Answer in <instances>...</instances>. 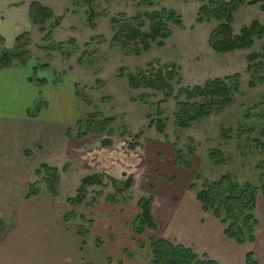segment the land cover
Segmentation results:
<instances>
[{
  "label": "rangeland",
  "instance_id": "obj_1",
  "mask_svg": "<svg viewBox=\"0 0 264 264\" xmlns=\"http://www.w3.org/2000/svg\"><path fill=\"white\" fill-rule=\"evenodd\" d=\"M31 2L50 9L54 18L42 27L32 26L28 32V45L24 51H28L29 63L35 65L37 59L39 67L47 66L48 70L37 72L47 80L62 73L66 74L62 82L75 80L80 98H77L80 104L78 119L99 114L100 119L110 122L111 135L105 132L78 140L75 129L72 138L67 136L74 141L71 144L76 155L61 169L58 168L60 184L72 197L83 178L93 175L101 178V186L88 189L86 200L72 208L77 217L91 219L92 211L102 210L101 204L104 203L111 205L115 214L119 211L124 214L118 218L122 223L121 237L126 247L124 257L116 263L109 260L108 264L150 263V241L158 240L159 232L156 226L154 231L134 234L132 224L141 213L138 208L141 200L151 198V207L155 202L195 201V193L201 190L204 182L215 181L223 175L231 176L239 185L261 188L260 176L264 173V86L250 90L246 72L247 55L259 52L264 45V12L259 5L239 9L234 15L233 29L237 34L252 21H258L263 27L262 39L255 41L249 51L220 55L213 52L208 42L217 25L215 22H196L200 5L195 0H92L89 5L84 0ZM90 9L92 18L89 20ZM161 9L174 11L183 22V29H173L172 37L164 48L153 47L136 57L125 56L112 44L114 32L111 21L117 15L133 17ZM57 44H63V50L52 49ZM66 53L70 56L67 57ZM81 57L84 60L79 62ZM156 61L162 66L179 68L176 72L180 82L176 78L173 81V97L181 87L202 85L235 74L241 76L243 95L222 115L212 116L188 129H180L174 119L175 99L164 102L159 93L133 90L129 86L130 75ZM143 93H149L150 97L141 101L139 97ZM157 119L163 125L162 133L157 131ZM14 137L11 130L0 129V140L4 141V146L8 145L10 154L15 151ZM211 152H219L222 162H214ZM176 155L191 163L189 171L177 167ZM45 159L39 154L33 164L39 166ZM127 180H130V187L124 190ZM192 185L194 191H190ZM107 197H114L116 202L108 203ZM259 197L264 201L260 190ZM206 215L212 217L209 213ZM255 216L258 220L257 212ZM253 245L247 246L252 252Z\"/></svg>",
  "mask_w": 264,
  "mask_h": 264
},
{
  "label": "crops",
  "instance_id": "obj_2",
  "mask_svg": "<svg viewBox=\"0 0 264 264\" xmlns=\"http://www.w3.org/2000/svg\"><path fill=\"white\" fill-rule=\"evenodd\" d=\"M30 3L0 0V54L12 51L15 39L31 30ZM33 67L29 63L0 70V129L11 130L16 136L11 154L0 140V264L116 263L126 248L118 219L123 213L115 214L111 205L101 204L102 210L92 211L89 237L84 240L77 233L78 221L65 220L73 207L66 201L72 196L64 192L62 184L58 197L47 195L41 187L39 196L26 198L29 185L38 180L35 171L42 164L58 169L74 159L76 149L67 133L74 128L80 110L74 79L54 85L53 78L34 76ZM39 154L47 160L34 165ZM256 212L259 225L253 253L258 264H262V257L264 264V201L260 197ZM151 215L158 239L190 248L217 264H244L245 255L251 251L250 245L228 240L222 225L202 211L196 198L155 202Z\"/></svg>",
  "mask_w": 264,
  "mask_h": 264
},
{
  "label": "trees",
  "instance_id": "obj_3",
  "mask_svg": "<svg viewBox=\"0 0 264 264\" xmlns=\"http://www.w3.org/2000/svg\"><path fill=\"white\" fill-rule=\"evenodd\" d=\"M200 7L197 13V23L215 22L216 27L209 36V46L213 52L223 55L235 51H249L255 41L263 37V27L258 21H252L248 27H243L239 33L235 34L233 29L234 15L244 6L259 5L264 12V0H195ZM90 4L92 0H84ZM144 3V1H143ZM152 5V4H150ZM29 20L32 26L42 27L47 21L54 18L52 11L43 7L37 2H31L28 10ZM92 18V9L89 11V20ZM54 26V25H53ZM55 27V26H54ZM111 28L114 32L112 44L119 48L125 56L139 57L149 52L153 47L161 49L172 37L173 29L182 30L183 22L179 15L172 10L161 9L151 13H139L133 17L119 14L111 21ZM28 33H23L15 39V46L12 51H4L0 54V70L29 64L28 51L24 48L28 45ZM70 42V41H69ZM63 44L53 45L52 49L63 50ZM64 54V51L62 52ZM69 57L70 54L66 53ZM83 57L79 59L82 62ZM246 72L249 75L248 88L255 90L264 86V45L259 52H251L246 57ZM38 70L42 72L47 66H38L37 59L33 67L34 76ZM179 68L172 65H161L158 61L150 63L146 69H138L136 74L128 78L129 86L133 90L152 91L153 94H161L164 102L175 99L176 112L174 113L175 124L180 129H188L193 124H197L212 116L222 115L228 108L235 104L236 99L243 95L241 91V76L235 74L221 79H214L202 85L181 87L177 91V96L173 97L175 78L180 82L177 74ZM54 74V73H53ZM65 73L56 74L52 83L58 85L62 83ZM39 83H46L45 80L38 79ZM78 99V91L76 90ZM149 93H143L139 98L142 100L149 98ZM182 100H179L181 99ZM161 103V102H160ZM159 103V104H160ZM99 115V114H98ZM89 115L84 119H78L74 128L68 130L67 136L73 137L76 129V139H84L88 135H102L112 131L108 128L109 120L100 119V115ZM160 115V114H159ZM150 117V116H149ZM159 117L158 115L156 116ZM111 121V120H110ZM157 131L162 133L163 125L157 119ZM264 148V143L262 144ZM25 152V155H29ZM211 159L217 164L222 162L219 152H211ZM193 155L190 156V158ZM189 158V159H190ZM176 161L181 169L189 171L191 163L185 162L181 155H176ZM180 161L183 163L180 164ZM176 162V163H177ZM36 182L30 184L26 198L39 196L42 189L51 197L59 196L60 174L56 167L42 164L36 171ZM261 188L250 184L239 185L233 181L229 175H223L212 182H204L201 190L195 193L196 201L200 204L204 213H209L223 227L224 236L243 246L253 245L256 241V230L258 220L255 216L257 198L259 190L264 196V173L260 176ZM113 183L115 180L109 179ZM124 190L130 187V180L126 181ZM101 178L93 175L85 177L80 181V185L74 197L67 198L66 201L71 207L81 205L87 196L88 189L101 186ZM194 191V185L190 187ZM98 194V196H100ZM108 203L114 204V197H107ZM95 201H93L94 203ZM152 200H141L138 208L141 213L134 219L132 230L134 234L141 235L147 230L154 231L156 224L151 215ZM66 221H78L77 233L84 240L89 237L92 222L84 216H78L71 210L65 216ZM100 242H97L99 245ZM151 260L149 264H217L208 257H199L192 249L184 247L175 242L158 239L150 241ZM244 264H258L252 251L245 255Z\"/></svg>",
  "mask_w": 264,
  "mask_h": 264
}]
</instances>
